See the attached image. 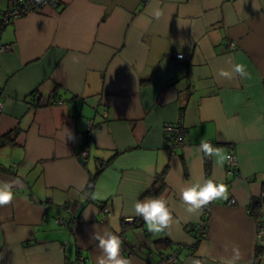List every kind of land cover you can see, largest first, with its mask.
I'll use <instances>...</instances> for the list:
<instances>
[{
    "label": "crops",
    "instance_id": "1",
    "mask_svg": "<svg viewBox=\"0 0 264 264\" xmlns=\"http://www.w3.org/2000/svg\"><path fill=\"white\" fill-rule=\"evenodd\" d=\"M15 1L0 0V14ZM0 42L11 45L0 52V181L21 182L0 207V264H96L91 237L113 225L131 264H224L234 245L237 264H264L253 208L264 193V0H59L12 20ZM235 63L250 78L219 75ZM178 121L185 143L171 149L163 126ZM201 141L233 151L238 168L204 156ZM202 176L229 196L196 240L201 212L180 191ZM157 196L173 220L149 234L133 205Z\"/></svg>",
    "mask_w": 264,
    "mask_h": 264
},
{
    "label": "clouds",
    "instance_id": "2",
    "mask_svg": "<svg viewBox=\"0 0 264 264\" xmlns=\"http://www.w3.org/2000/svg\"><path fill=\"white\" fill-rule=\"evenodd\" d=\"M42 0H37V3ZM155 19H159L163 12L157 7L152 13ZM238 74L242 78H250V73L247 71L246 65L235 63L232 65L231 71L220 70L219 75L225 78H232V74ZM73 138L71 133L68 136ZM199 150L204 156L217 158V163L223 167L225 161H230L231 157L223 154L219 148L213 147L212 144L206 141H201ZM3 187L0 188V207L10 204L14 199L12 188L14 185L21 183L16 181H0ZM229 196L228 185L222 180H218L215 176L205 178L201 177L193 183L185 186L180 191V199L186 206L188 213H200L202 210L216 200H227ZM93 199L97 196L94 194ZM134 215L141 217L146 225L147 231L153 234L164 232L170 226L173 220L172 208L169 206V201L162 196L137 200L133 205ZM88 216H85L87 219ZM118 219V214H117ZM128 222H131L132 217H128ZM115 232L104 231L101 235L95 232L91 240L98 241L95 246L100 249L101 254L96 257V264H131L130 259L122 256V244L120 236L117 235L120 231L118 225H113ZM240 259L238 246H233V257L225 260L224 264H237ZM193 264H200L199 260H194Z\"/></svg>",
    "mask_w": 264,
    "mask_h": 264
},
{
    "label": "built area",
    "instance_id": "3",
    "mask_svg": "<svg viewBox=\"0 0 264 264\" xmlns=\"http://www.w3.org/2000/svg\"><path fill=\"white\" fill-rule=\"evenodd\" d=\"M58 2L59 0H42V2L40 3H37V0H21V1L11 2V4L5 10H3L0 14V33H1V30L12 20L17 19L19 17H23L32 12L34 13L41 12L46 7H54L58 4ZM229 47L233 49L234 44L231 42ZM9 49H11L10 44H3L0 42V52L7 51ZM175 57L181 62H186L187 60H189V56L183 52L177 53ZM32 98L34 99L37 98V94L34 93L32 95ZM58 102H61V100H58ZM1 108H2V103L0 102V110ZM181 116H182V113H181ZM86 127L87 129L91 130L95 127V125H93L91 121H88L86 124ZM163 130L166 133V135H168L169 146L171 149L181 146L185 143V131H184V127L181 121H178L176 123H167L163 126ZM87 154H88V149L87 147H85L84 149L80 151L79 156L84 157ZM226 155L231 157L230 161H226L227 166L233 171L236 170L238 168L236 155L231 150ZM234 203H235V199L233 197H230L227 204L231 205ZM257 206L260 209V213L264 214V193L261 194L258 200ZM103 211L105 212V215H109L108 207H104ZM211 211H212V203L202 210L200 220L194 224L193 236L196 240L206 237L207 220L209 218ZM127 218H125V222H128ZM57 222L60 224H63L62 220H57ZM134 222H136V219L132 217L131 222H128V223L131 224ZM257 227H258L257 228V238L259 242H261V244L264 245V226H262L261 223L258 221ZM144 248H145V244L140 243V244H137L136 247L128 248L127 251L129 255H132L136 249L143 251ZM174 257L175 256L172 254L166 259V262H171L174 259ZM79 261L80 262L83 261V258L81 256L79 257Z\"/></svg>",
    "mask_w": 264,
    "mask_h": 264
},
{
    "label": "trees",
    "instance_id": "4",
    "mask_svg": "<svg viewBox=\"0 0 264 264\" xmlns=\"http://www.w3.org/2000/svg\"><path fill=\"white\" fill-rule=\"evenodd\" d=\"M34 93H35V92L33 91L32 93L29 94V102H30V103H37V101L39 100V96H38V95H37V98H35V99L32 98V95H33ZM184 131H185V129H184ZM5 144H6L5 138H4V137H3V138L1 137V138H0V147H2V146L5 145ZM102 166H103V164H100L99 167H98V169H100ZM94 177H95V176L89 178V181H88V189L91 188V185L93 184ZM257 205H258V200L255 201V203H254V207H253V208H256V209H257V212H258V211H260V209L258 208Z\"/></svg>",
    "mask_w": 264,
    "mask_h": 264
},
{
    "label": "water",
    "instance_id": "5",
    "mask_svg": "<svg viewBox=\"0 0 264 264\" xmlns=\"http://www.w3.org/2000/svg\"><path fill=\"white\" fill-rule=\"evenodd\" d=\"M80 161H81V162H84V158H80Z\"/></svg>",
    "mask_w": 264,
    "mask_h": 264
}]
</instances>
